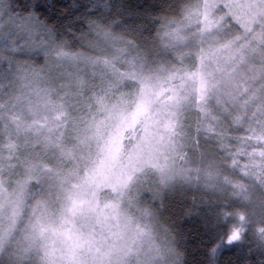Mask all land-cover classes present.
<instances>
[{
  "label": "rangeland",
  "instance_id": "1",
  "mask_svg": "<svg viewBox=\"0 0 264 264\" xmlns=\"http://www.w3.org/2000/svg\"><path fill=\"white\" fill-rule=\"evenodd\" d=\"M235 4L258 5L259 0H187L181 7V14L165 24L159 40V48L163 46V49L166 47L170 50L179 46L187 47V50L193 51L198 58L192 69H189L186 66L189 64L185 63L183 67L179 65L173 67L178 70L166 72L164 66L168 61H165L151 64L152 67L161 68H158L152 74L149 63L145 61L138 62L136 56L137 54H143V57L151 59L148 53L138 52L139 50L135 47L122 41L116 35L105 32V30L98 33L103 35V39L100 37L98 43L107 44L110 47L112 51L108 55L105 54L104 48H102L103 45L96 43L94 52L80 53L81 59L78 63L72 66L65 64L63 69L58 70L55 69L58 61L54 59V52L51 51V48H55L57 45L48 41L51 48L47 59L45 60L43 57L45 64L39 69L37 77H30L27 72L29 70L28 66L22 64L23 67H17V70L12 73L5 83L11 82L12 86L0 96V105H3V108L0 109L3 115V120L0 121V157H2L0 159V169L3 170V174L0 176V180L3 181L0 184V206L3 207V212L0 213V216H2L0 235L4 237L3 251H0V264H42L41 256L43 252L42 250L37 251V248H33L29 255L21 259V254L28 247L26 237L29 235L30 224L33 221V210L37 201L43 198V196L34 198L29 196V193L38 190V186L34 183L27 186L24 191L21 190V185L28 177L26 168L31 164L42 163L49 167H55L59 163L55 158L59 155V152H49L48 157L42 161L37 159L38 156L43 154L46 143H57L61 134H63L66 148L70 150L73 147L76 135L78 133L82 134V129L75 126L79 124L82 117L91 118L87 111V104L90 102L89 97L103 95L102 90L109 89L117 81H119V87L112 92L110 104H116L117 99L121 96H126L128 99L138 97L142 88L148 84L154 85L157 93L162 92L172 87L168 82V78L176 75L178 71L180 74H185L200 69V54L203 50L209 57V62L203 71L208 74L216 73V80L213 83L219 84L218 89L207 94V99L213 98L211 106L218 103L222 96L225 97V100L235 102L237 105H240L241 102L247 104L246 97L250 93H253V100H260L259 97L264 91L263 68L253 70L257 72L254 75L256 77L254 82L250 81L252 76L249 72L250 76L239 83L241 86L243 85L242 89L239 86V90L235 87L236 92L231 90L232 94L229 93L230 91L226 88V84L221 77L223 75L229 77L228 82L232 84L233 77L229 70L232 64L242 65L245 60L254 58L255 50H259V52H256L259 57L258 59L249 60L250 68L261 66L263 63L259 60L264 62V15L260 16L257 22H250L251 15L264 12V8L254 7L249 11L247 8L231 7ZM11 18L9 13H6L3 20L0 21V28L4 29L6 33L8 32L7 29L17 35L24 33V29L19 24H13ZM217 21L221 22L219 27H206L209 22L214 23ZM26 24L27 22H25ZM246 28H251V32L247 36H245ZM178 29L180 30L178 33L179 40L175 35ZM230 33H233V35ZM237 38L240 39L233 44L234 41H237ZM41 39H38L35 44H32L30 40L22 42L25 46L21 50L29 52L31 48H35L41 43ZM249 41H251V44H249ZM168 59L171 61L169 57ZM105 60L110 63L105 65L103 63ZM95 61L100 63H93ZM258 70L261 71L258 72ZM68 72L83 78L88 87L83 96L79 98L78 103L73 101V103H77V107L71 109L72 118L68 122L67 130H65L63 127L65 122L55 120L58 112L45 108L44 101L38 99L36 93L44 89L54 90L60 83H66V80L55 78L62 74L66 75ZM133 81L140 82L138 89L133 85ZM176 83L179 85L182 81ZM195 87L196 85L189 83L185 89L186 92L191 93L192 103L190 105H196V100H200L195 92ZM30 93L31 96H29ZM18 97H24V102L18 103ZM37 105H39V108H37ZM162 105L163 101L153 108V113L165 111ZM93 112H95V108H93ZM45 119L48 121L47 126L44 128L38 127ZM102 119L103 117L97 116V120ZM156 119L159 123H155L149 129L152 143L149 151L141 156V170L135 174L129 185L122 190V194L106 189L100 196L102 204L117 205L120 215L124 219L133 222V229L139 228L147 234L141 238H136L135 231H132L121 238L118 234L122 229L115 222H113L111 228L108 226L97 227L96 236L91 242V246L85 249L81 264H101L102 257L109 252L113 253L111 264H177L174 260L176 259L174 258L175 251L171 245L165 243L168 237H162L160 234L157 215L152 214L150 216L149 211H146L149 217L145 218L143 210H151V208L141 204L143 200L140 192H165L162 188L156 186V182L159 184L169 183L180 175L186 178L188 185L193 188L201 182H210L211 178L200 180L198 169L191 161H185L184 165H181V162L177 160V150L168 128V117L159 116ZM143 128L144 126L141 125L140 128H137L136 133H129V137H133L132 139L128 137L124 139L125 165L129 163V156L135 157L137 155L135 149L138 139L144 136ZM73 168L74 164L68 162L64 164L61 170L68 173ZM147 169H150L149 173L141 180L135 181L138 175ZM194 171H197L198 175H192ZM211 176L213 177V174ZM133 186L135 187L132 189ZM44 187L47 189V182H44ZM224 193L226 195L222 197L234 200L231 192ZM235 212L242 211L236 210ZM164 239L167 240L164 241ZM217 245H220V247H217ZM223 246L218 237L214 247L215 253L212 251V256ZM57 247H59V244H57ZM129 247H131L133 255L124 258V252ZM172 258L174 259L171 262Z\"/></svg>",
  "mask_w": 264,
  "mask_h": 264
},
{
  "label": "snow or ice",
  "instance_id": "2",
  "mask_svg": "<svg viewBox=\"0 0 264 264\" xmlns=\"http://www.w3.org/2000/svg\"><path fill=\"white\" fill-rule=\"evenodd\" d=\"M53 6L47 0L44 3H41L40 0H33L31 5L25 3L17 11L12 0H0V21L3 20L6 13H15L11 18L12 23L19 24L24 29L23 35L13 37L11 31L5 33L0 28V52L6 51L12 56L20 55L22 54L21 49L25 46L21 43L22 41L29 39L32 44H35L38 39L43 38L37 47L30 49V54H34L38 58L43 55L46 60L51 48L48 40L58 34L54 28H49L46 21H41L40 15L37 13L45 12ZM231 7L247 8L250 11L254 7L264 8V0H259L258 5L235 4ZM22 13H27V15H22ZM262 15L264 12L251 15L250 22H257ZM25 22H27L26 25ZM220 23V21L209 22L206 27H219ZM179 31L178 29L175 34L177 40L180 39ZM250 32L251 28H246L245 36ZM239 39L237 38L233 44ZM52 40L54 41V39ZM51 51L54 52V59L58 61L55 65V69L58 70L63 69L65 64L72 66L81 59L80 53L67 51L63 46L51 48ZM208 62V55L201 50L200 69L185 74H180L178 71L176 75L168 78L172 87L159 93L155 91L154 85L148 84L142 88L138 97L128 99L126 96H121L117 99L116 104H110L112 92L119 87V81H117L109 89L102 90L103 95L89 97L87 111L91 118L82 117L79 124L75 126L82 129V134L76 135L73 147L70 150L66 148L64 136L61 134L57 143H46L43 154L37 158L42 161L48 157L49 152H59V155L55 157L59 163L55 167L33 163L26 168L28 177L21 185V190L24 191L27 186L34 183L38 186V190L29 193V196L33 198L43 196V198L37 201L33 210V221L30 224L29 235L26 237L28 247L21 254V259L29 255L33 248H37V251L42 250L43 252L42 264H81L85 249L91 246V242L96 236V228L104 226L111 228L113 222L122 229L118 234L121 238L132 231H135L136 238L147 234L139 228L133 229V222L120 215L117 205L102 204L100 196L106 189L122 194V190L141 170V156L149 151L152 143L149 129L155 123H159L156 117H168V128L173 141L181 134L184 128L182 113L185 107L192 103L191 93L185 91L189 83L196 85L195 92L200 97L197 110H203L202 105L207 101V94L219 88L218 83H213L217 74H208L203 71ZM4 63L8 65L7 69L3 67ZM103 63L107 65L110 62L105 60ZM12 64L11 59L0 56V96L12 86L11 82L7 84L3 82L8 80L6 72L12 71ZM55 79L67 82L60 83L54 90L38 91L36 95L38 99L44 101L45 108L58 112L55 120L65 122L63 127L67 130L68 122L72 118L71 109L77 107L79 98L83 96L88 85L83 78L74 76L72 72L57 76ZM177 81H182V83L177 85ZM31 95L30 93L29 96ZM73 101L77 103H73ZM161 101H163L162 107L165 111L154 114L153 108ZM17 102L23 103L24 97H18ZM2 108L3 105H0V109ZM93 108H95V112H93ZM97 116H101L103 119L97 120ZM2 120L3 115L0 112V121ZM47 123L48 121L45 119L38 127L44 128ZM141 125L144 126V136L138 139L135 149L137 155L129 156V163L125 165L124 139L125 137L132 139L133 137H129V133H136L137 128H140ZM200 131L201 129L198 128L197 132ZM212 132L215 134L214 130ZM239 155L240 153H237L233 157L230 167L234 170L239 166ZM259 156L261 160H264V152ZM68 162L73 163L74 168L72 171L64 173L61 169ZM2 174L3 170L0 169V176ZM240 176L239 181L233 182L226 178L225 183L231 188L233 199L260 210L259 223L261 227L258 232L261 241L264 242V166L246 165L241 170ZM44 182L48 184L47 189L44 187ZM2 183L3 181L0 180V184ZM257 189L261 191V197L254 198ZM2 212L3 207L0 206V213ZM0 220H2V216H0ZM229 221H233L231 227L228 226ZM251 222V216L247 212H224L221 214L218 221V227L221 229L219 239L221 244L226 246V250L234 244L243 242V237ZM224 229L227 231H223ZM3 239L4 237L0 235V251H3ZM213 253H215V249H213ZM132 255V249L129 247L124 252V258ZM112 256V252L107 253L102 257L101 264H111Z\"/></svg>",
  "mask_w": 264,
  "mask_h": 264
},
{
  "label": "trees",
  "instance_id": "3",
  "mask_svg": "<svg viewBox=\"0 0 264 264\" xmlns=\"http://www.w3.org/2000/svg\"><path fill=\"white\" fill-rule=\"evenodd\" d=\"M186 1L47 0L54 6L37 14L40 15L41 21H46L49 28H54L58 34L50 37L48 41L63 46L67 51L83 54L94 52L99 38L103 39V35L98 33L105 30L129 43L139 50L138 52L150 55L151 59H148L143 57V54H137L138 62L145 61L151 66L168 61L166 66L162 65L166 67L164 69L167 72L178 70L173 67L175 65L183 67L185 63H188L189 65L186 66L192 69L198 60L197 55L187 50V47L179 46L170 50L166 47L163 49V46L159 48V40L165 24L181 14V7ZM40 2L44 3L45 0ZM12 3L19 11L25 3L31 5L33 0H12ZM9 15L13 17L15 13L10 12ZM23 34L22 32L21 35ZM12 36L18 35L12 32ZM27 40L29 39L22 42ZM102 45L106 55L111 53L112 50L107 44L102 43ZM21 52L22 54L16 56L6 51L0 52V56L13 61L12 71L6 72V75L9 78L17 67L21 68L23 64L29 67L27 72L30 77H37L39 69L45 64L43 56L38 58L30 54V51L21 50ZM256 52L259 50L254 51V58L245 60L242 65L232 64L229 69L233 77L232 84L228 82L229 77L221 76L229 93L236 92L235 87L238 86L242 89L243 85L239 83L250 75L252 76L250 81L254 82L256 79L254 75L257 73L253 71L254 69L263 68L264 72L263 60H259L263 64L258 68L254 66L251 69L249 66V60L258 59L259 55ZM126 54L129 55L127 52ZM3 67L7 69L8 65L4 63ZM158 68L151 66L150 72L154 74ZM133 85L138 89L140 82L133 81ZM246 99L247 104L241 102L237 105L222 96L218 103L211 106L213 98H209L202 105V111L197 110L198 100H196V105L187 106L182 113L184 128L174 141L177 160L181 165H184L185 161L193 162L198 169L200 180L210 177V182H201L193 188L188 185L186 178L180 175V178L169 183L156 182V186L165 192H140L143 200L141 204L151 208V210H143L145 218L148 216L146 211H149L150 216L157 215L160 234L162 237H168V240L164 239V241L167 240L165 243L171 245L175 251L176 259L172 258L171 262L174 259L177 264H264V242L261 241L258 232L261 227L260 210L246 206L238 200L222 197L226 195L224 192H231V188L225 183L226 178L236 182L241 179L240 173L244 166H264V160L259 156L264 152V91L258 101L253 100V93H250ZM198 128L201 129L199 133ZM237 153H240L239 166L234 170L230 166ZM149 171L150 169L142 171L135 181L141 180ZM192 175H198L197 171ZM259 197L261 191L257 189L254 198ZM236 210L247 212L251 216L252 222L247 227L243 242L232 245L228 250L223 246L212 256L216 239L221 232L218 227L221 214ZM232 224L233 221L228 222L229 227ZM223 231L226 232L227 229Z\"/></svg>",
  "mask_w": 264,
  "mask_h": 264
},
{
  "label": "clouds",
  "instance_id": "4",
  "mask_svg": "<svg viewBox=\"0 0 264 264\" xmlns=\"http://www.w3.org/2000/svg\"><path fill=\"white\" fill-rule=\"evenodd\" d=\"M215 247V246H214Z\"/></svg>",
  "mask_w": 264,
  "mask_h": 264
}]
</instances>
